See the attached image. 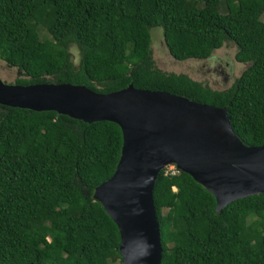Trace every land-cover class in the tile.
<instances>
[{
    "label": "trees",
    "instance_id": "16d2710c",
    "mask_svg": "<svg viewBox=\"0 0 264 264\" xmlns=\"http://www.w3.org/2000/svg\"><path fill=\"white\" fill-rule=\"evenodd\" d=\"M263 13L264 0H0V60L18 71L17 84L72 83L108 93L131 83L226 107L241 141L259 146ZM40 28L50 37L41 39ZM155 28L175 60L207 59L233 42L235 60L248 67L223 91L163 73L151 59ZM72 45L80 55L75 66ZM121 147L113 122L0 105V264L122 261L118 228L93 198ZM153 200L160 264H264V193L218 212L215 197L189 174L164 168Z\"/></svg>",
    "mask_w": 264,
    "mask_h": 264
},
{
    "label": "water",
    "instance_id": "95a60500",
    "mask_svg": "<svg viewBox=\"0 0 264 264\" xmlns=\"http://www.w3.org/2000/svg\"><path fill=\"white\" fill-rule=\"evenodd\" d=\"M0 105L54 111L89 124L110 121L120 127L116 168L95 187L93 198L118 228L122 264H160L153 187L167 165L174 164L208 190L218 212L234 200L264 193V143L245 145L226 107L131 83L100 93L80 84L23 85L2 79Z\"/></svg>",
    "mask_w": 264,
    "mask_h": 264
},
{
    "label": "rangeland",
    "instance_id": "374dc122",
    "mask_svg": "<svg viewBox=\"0 0 264 264\" xmlns=\"http://www.w3.org/2000/svg\"><path fill=\"white\" fill-rule=\"evenodd\" d=\"M193 5L196 6L195 3ZM221 10L223 11V9ZM261 18L264 21V13ZM39 35L41 39L50 37L42 28L39 29ZM69 52L73 66L77 65L80 58L78 48L72 45L69 47ZM236 52L237 46L233 42H226L214 50L207 59L178 61L170 55L164 41L163 31L160 28H155L151 32V59L156 69L167 74L186 75L213 90H228L248 67V64L235 60ZM19 76L16 69L7 66L4 61L0 60V79L7 83H13ZM165 169L171 171L172 167L167 165ZM110 264H122V261L116 260Z\"/></svg>",
    "mask_w": 264,
    "mask_h": 264
},
{
    "label": "built area",
    "instance_id": "2783aa9c",
    "mask_svg": "<svg viewBox=\"0 0 264 264\" xmlns=\"http://www.w3.org/2000/svg\"><path fill=\"white\" fill-rule=\"evenodd\" d=\"M171 165V167H172V170L170 171L171 173H175L176 172V166L174 165V164H170ZM169 166V165H168ZM168 172V171H167Z\"/></svg>",
    "mask_w": 264,
    "mask_h": 264
}]
</instances>
